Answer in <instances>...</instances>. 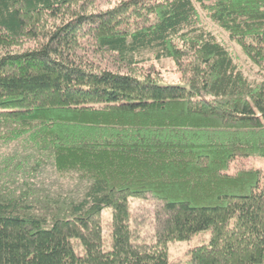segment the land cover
I'll use <instances>...</instances> for the list:
<instances>
[{
  "label": "trees",
  "instance_id": "trees-1",
  "mask_svg": "<svg viewBox=\"0 0 264 264\" xmlns=\"http://www.w3.org/2000/svg\"><path fill=\"white\" fill-rule=\"evenodd\" d=\"M96 2L0 0V143L90 182L36 213L1 159L0 264H169L200 230L188 264H264V0Z\"/></svg>",
  "mask_w": 264,
  "mask_h": 264
},
{
  "label": "rangeland",
  "instance_id": "rangeland-1",
  "mask_svg": "<svg viewBox=\"0 0 264 264\" xmlns=\"http://www.w3.org/2000/svg\"><path fill=\"white\" fill-rule=\"evenodd\" d=\"M115 0H97L96 7L98 8H105L111 4H113ZM213 29L214 26L210 25ZM217 32L221 35V38L230 44L231 49L235 52L239 60L245 66L246 69L249 71L255 72V68L252 64L245 59V57L240 52L239 48H236L232 42L228 40L225 35L219 30L215 28ZM147 52L145 53V55ZM152 63L156 65L157 68L162 70L161 75H163V79L161 82L163 84H179V77L175 71V64L172 60L167 58L157 59V61L152 60ZM17 153L19 156V160L22 164V168L17 170L18 172L14 171L16 169L13 167L14 172V179L16 180V185H19L21 182L28 181L27 189L31 196L30 202L35 206L37 209H34L36 213H42V211H50L54 208L59 207L63 209L71 203V201H79L85 196V191L89 187V183L87 180H80L77 173L71 172L70 174H60L56 172L50 163L44 164L41 168L36 171H33L31 168L34 161L29 159V157L23 156L24 151L18 146L13 144L11 145H3L0 143V161L3 158H7L11 156V154ZM246 161V166H256L259 168L264 169V160L260 156L250 157ZM3 168V164L0 165ZM12 167L10 169H12ZM235 164H232L231 170H234ZM25 170L29 175H24ZM4 171L8 172L7 169ZM8 177V176H7ZM9 178V177H8ZM13 178V175H12ZM22 179V180H21ZM131 208L133 209L135 206L138 205L136 200L130 201ZM49 209V210H48ZM102 216V225L105 231L104 239L105 244L104 248L108 249L110 246V240L106 236L107 226L109 225L112 216L110 209L106 207L101 212ZM144 235L149 233L148 227L142 230ZM210 235L208 230H200L198 233L194 234L188 240H177L169 243V264H188L187 259V251L189 248L194 246H198L202 243L208 241ZM74 250L77 252L78 255H82V248L81 245L77 240H74Z\"/></svg>",
  "mask_w": 264,
  "mask_h": 264
}]
</instances>
